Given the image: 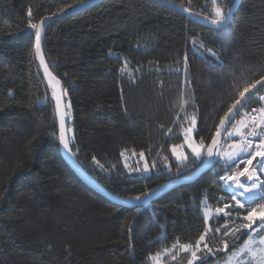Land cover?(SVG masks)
<instances>
[{"label": "trees", "instance_id": "obj_1", "mask_svg": "<svg viewBox=\"0 0 264 264\" xmlns=\"http://www.w3.org/2000/svg\"><path fill=\"white\" fill-rule=\"evenodd\" d=\"M170 1L211 19L216 7L227 13L234 2ZM80 3L0 0V264H188L191 250L200 257L209 249L206 261L193 264L224 262L252 232H237L233 243L246 210L232 211L231 219L216 211L227 213L234 204L218 180L227 168L220 156L198 178L138 211L102 195L69 165L51 98L59 84H50L38 61L27 11L39 22ZM42 48L64 87L75 161L109 193L129 199L200 167L227 108L264 77V0H241L224 29L152 0H105L51 22ZM263 93L260 87L235 122L262 104ZM193 116L205 158L189 153L181 163L172 147L185 144ZM233 139L225 135L220 152ZM164 164L173 175L161 174ZM205 208L211 211L207 220ZM201 234L206 239L196 249ZM185 243L193 246L188 252Z\"/></svg>", "mask_w": 264, "mask_h": 264}, {"label": "snow or ice", "instance_id": "obj_2", "mask_svg": "<svg viewBox=\"0 0 264 264\" xmlns=\"http://www.w3.org/2000/svg\"><path fill=\"white\" fill-rule=\"evenodd\" d=\"M82 2V0H81ZM212 4H216V0H212ZM73 5H68V8L61 7L58 11L52 12L50 15L45 16L39 22H33V13L31 8L29 7L27 11L28 23L27 26L30 29L35 30V54L40 57L41 63H43V56H41V44H42V28L48 20H52L53 18L66 14L68 10H70ZM206 19V18H205ZM228 19L227 14L220 7L215 8V18L210 21L211 25L220 26L226 23ZM209 53L213 57H217V54L212 49H207ZM222 63V62H221ZM185 64H187V57H185ZM45 74L48 75L50 84L54 82V84H60V80L56 79V77L52 76L49 72L48 66L44 67ZM264 88V77L257 79L250 83L248 86L244 87L243 90L239 92V99H236L230 107L227 108L224 116L219 120V125L216 127V131L214 135L211 137V145L208 146L206 152V158L212 159L214 155L220 156L223 159L224 165L227 166L226 172L221 174L218 177L220 183L224 184L225 187L235 188L236 191L232 193L231 200L234 201V204L231 208H229L228 212L225 213L224 208H217L216 211L218 213H224L229 216L231 219L230 213L235 211L238 215L241 210H246V214L242 216L243 223L239 225V227L232 232L233 243L239 237L236 235L237 232L241 231H251L256 235L260 236V243L264 244V179H261V174H264V107L261 108H252L250 111L243 114L241 119L239 120V127L233 123L237 116H241L239 111L240 108L245 107L243 101L245 99L246 94L250 93L253 89H257V86ZM51 98L55 101V108L57 113H60L61 108V99L62 93H57L55 88H52ZM259 101L264 102V95H260L258 97ZM259 114V115H257ZM64 114L60 115L59 122V144L63 146L65 150L68 152L72 151L70 147V139L67 137L66 132L68 129L65 127V119ZM247 117V120L244 117ZM191 126L185 130L186 143L188 147L191 149V153L194 158L202 159L201 148L204 147V140L201 139L199 144L192 138V134L195 133L196 136L199 135V130L197 129V120L195 116L191 119ZM231 126V127H229ZM243 129H249L247 132L243 131ZM222 133H226V139H231L235 136L240 137V141L237 144L232 145L234 151L231 152H214L215 146L218 144V139L221 137ZM260 137L259 143H254V140L251 138ZM176 147H172V153L176 154ZM141 156L144 154L141 153ZM259 158V159H258ZM95 161V157L93 158ZM177 160L181 163H184L188 160V157L180 154L177 155ZM255 162V163H254ZM155 167V165H153ZM233 168H238L239 170H233ZM139 171V169H137ZM150 171L149 166L145 164L143 168L144 173H148ZM161 174L164 171H168L170 176L173 175L171 173V169L168 164H164L162 166ZM182 174V169L180 165H177V172L174 174L179 177ZM241 178H246L245 182ZM171 182V180H170ZM165 185H160V188H164ZM158 189H150L149 191H142L139 195L134 197H130L131 201L137 202L135 207L137 211L140 209L142 204L147 203V198L150 196H154ZM259 193L261 196V202L257 203L255 206L249 205L247 209H245V203L239 199L238 197H245L251 193ZM227 207V205H226ZM207 220V217H204ZM257 225V227H253ZM217 232L221 231L220 228L215 229ZM133 231V226L127 227V232L131 233ZM207 231V230H206ZM226 236L229 234L227 231L224 233ZM206 239L205 235H199V239L195 242V248L198 249L202 242ZM229 247L228 243H224V248L227 249ZM182 248L185 252H188L193 248L190 244H183ZM212 250L209 249L208 253L203 256L198 257L197 252L195 250H191L192 259L188 262V264H193L194 261L201 259H207V255L211 254Z\"/></svg>", "mask_w": 264, "mask_h": 264}, {"label": "water", "instance_id": "obj_3", "mask_svg": "<svg viewBox=\"0 0 264 264\" xmlns=\"http://www.w3.org/2000/svg\"><path fill=\"white\" fill-rule=\"evenodd\" d=\"M105 0H86V1H83L81 2L80 4L72 7L70 10L67 11L66 14H61L55 18H53L52 20H48L45 25L43 26L42 28V43H43V37H44V33H45V30L47 28V26L51 23V22H54V21H59V20H63V19H66L70 16H73L75 14H78L80 12H83L99 3H102L104 2ZM158 4H161V5H164V6H167V7H170L176 11H179L181 13H183L184 15H186L187 17H189L190 19H193V20H197V21H203L207 24H210V21L212 20L211 18H208V17H205V16H202L200 14H195V13H192L189 9H187L186 7L182 6L181 4L179 3H176V2H173V1H170V0H152ZM241 0H234L233 4L230 6V8L228 9L227 11V16H228V19L226 21L225 24L223 25H220V26H215V25H212L214 26L215 28L217 29H224L226 27H228V25L230 24L231 22V19L235 13V11L237 10L239 4H240ZM206 18V19H205ZM41 56H43V63H41V60H40V57L37 56L38 58V61L40 62L41 66L45 67V65H47V62H46V59L44 57V54H43V48H42V44H41ZM48 66V65H47ZM49 69V67H48ZM49 72L51 73L52 76H54L52 74V72L50 71L49 69ZM46 76L48 77V75L46 74ZM55 77V76H54ZM49 78V77H48ZM57 79V78H56ZM260 88V86L258 85L257 86V89H253L250 93L246 94L245 96V99L243 101V104L246 106L248 101L257 93L258 89ZM59 93H62V99H61V108H60V113L58 115V117L60 118V115L61 114H64L66 112V115L64 116V119H65V127L66 129H68V121H67V111H66V104H65V98H64V87H63V84L62 82L60 81V84H59ZM245 107H242L239 109L240 113L243 111ZM238 118V116L236 117V119ZM235 119V120H236ZM235 120L233 121V123L235 122ZM231 127V126H229ZM66 135L67 137L70 139V135H69V129L68 131L66 132ZM226 135V133H222L221 137L217 138L218 139V144L217 146H215L214 148V152H220L219 148L221 147L222 145V141H223V138L224 136ZM211 145V143H210ZM209 145V146H210ZM70 147H71V141H70ZM64 149V148H63ZM64 152L66 154V156L68 157V163L69 165L73 168V170L87 183L89 184L91 187H93L94 189H96L98 192H100L102 195L110 198L111 200L115 201L116 203H119V204H122V205H127V206H132V207H135V204L137 202H134V201H131L130 199H125V198H121V197H118V196H115V195H112L111 193H109L107 190H105L99 183H97L96 181H93L91 180L85 173L84 171L82 170V167L80 166V164H78L76 161H75V157H74V154L73 152H68L67 150L64 149ZM219 159V156H216L214 155L212 159H206L203 164L198 167L192 174H190L189 176H186V177H183V178H179V179H173L171 180V182H167L165 185L164 188H156L158 189V191L156 192V194L154 196H150L147 198V203L150 202L154 197H156L157 195L159 194H162V193H165L166 191L178 186V185H181L183 183H186V182H191L193 180H195L196 178H198L201 174H203L205 171L211 169L214 164L218 161Z\"/></svg>", "mask_w": 264, "mask_h": 264}, {"label": "rangeland", "instance_id": "obj_4", "mask_svg": "<svg viewBox=\"0 0 264 264\" xmlns=\"http://www.w3.org/2000/svg\"><path fill=\"white\" fill-rule=\"evenodd\" d=\"M238 122L239 120H237L235 124L239 127ZM245 130L246 129H243V131ZM192 138L196 142V144H199L195 139V133L192 134ZM233 138L234 139L229 144L222 147L221 149L222 152L234 151V148L232 147V145L239 143L240 137L235 136ZM176 150L177 152L176 154H174V157L176 160H177V155L183 154L189 158L190 154H192L191 149L188 147L186 143V137H185V144L182 146H177ZM201 153L203 157L205 154L204 147L201 148ZM241 179L247 182L246 178H241ZM261 179H264V174H261ZM259 197L261 196L257 192L254 194H248L247 196H245V198H242V197H238V198L241 199L244 203L248 201L250 204L255 206L257 203H259ZM204 214L207 218H209L211 214L210 209L205 208ZM219 264H264V244L260 243V236L252 232L249 238L239 248L235 249L231 254L228 255L227 259L224 262H221Z\"/></svg>", "mask_w": 264, "mask_h": 264}, {"label": "built area", "instance_id": "obj_5", "mask_svg": "<svg viewBox=\"0 0 264 264\" xmlns=\"http://www.w3.org/2000/svg\"><path fill=\"white\" fill-rule=\"evenodd\" d=\"M262 95H264V93ZM261 107H264V102H262V104L260 106L249 107L248 109L245 110V113L250 111L252 108H261ZM257 115H259V114H257ZM245 119L247 120L246 116H245ZM251 139L254 140V143H259L261 138L260 137H255V138H251ZM223 186H224L225 190H227L230 194H232V193H234L236 191V189L234 187L233 188H228V187H225L224 184H223ZM242 198H245V197H242ZM246 202H248V201H246Z\"/></svg>", "mask_w": 264, "mask_h": 264}, {"label": "bare ground", "instance_id": "obj_6", "mask_svg": "<svg viewBox=\"0 0 264 264\" xmlns=\"http://www.w3.org/2000/svg\"><path fill=\"white\" fill-rule=\"evenodd\" d=\"M251 194H254V193H251Z\"/></svg>", "mask_w": 264, "mask_h": 264}]
</instances>
